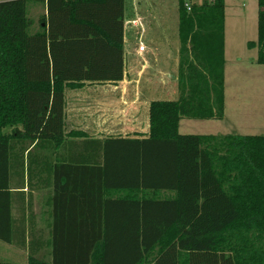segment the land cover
Returning <instances> with one entry per match:
<instances>
[{"label":"trees","instance_id":"16d2710c","mask_svg":"<svg viewBox=\"0 0 264 264\" xmlns=\"http://www.w3.org/2000/svg\"><path fill=\"white\" fill-rule=\"evenodd\" d=\"M193 1L188 12L179 0V98L151 102L149 136L99 141L67 131L65 92L124 79L126 0H0V239L27 245L29 264H264V135L179 130L183 118L225 117L226 0ZM29 3L44 10L37 23ZM258 6L249 46L264 65ZM99 146L101 160L84 152ZM27 150L42 195L56 165L50 239L12 217V169ZM99 162L103 185H68Z\"/></svg>","mask_w":264,"mask_h":264},{"label":"rangeland","instance_id":"374dc122","mask_svg":"<svg viewBox=\"0 0 264 264\" xmlns=\"http://www.w3.org/2000/svg\"><path fill=\"white\" fill-rule=\"evenodd\" d=\"M153 1L163 2L126 0L125 33L130 36L126 53L132 57L127 60L126 70H144L148 64L141 77L147 84L145 96L152 100H175L179 97L174 78L181 46L179 4L177 0H165L167 5L155 7ZM29 4L30 16L37 23L44 10ZM225 12V117L221 120L185 118L180 128L182 134L264 135V65L257 63L258 48L249 46L250 41L258 39V0H226ZM147 15L151 17L144 19ZM129 19H136L137 25L130 26ZM140 41L148 47L144 57L137 53Z\"/></svg>","mask_w":264,"mask_h":264},{"label":"crops","instance_id":"0c3cea01","mask_svg":"<svg viewBox=\"0 0 264 264\" xmlns=\"http://www.w3.org/2000/svg\"><path fill=\"white\" fill-rule=\"evenodd\" d=\"M164 1L165 0L160 3L153 2L155 7H157L156 4H158V7H160L161 5H167V3ZM168 1L170 2V0ZM172 1L174 0H171V2ZM177 3L179 4V0H177ZM169 8L172 9L171 6H169ZM145 17L150 18L151 16H143L144 19H146ZM125 36V41L127 43L130 36L128 37L126 33ZM154 42L155 41H152V43ZM140 43L146 44L143 41H140ZM180 49L178 54L179 61ZM147 51L148 47L146 45V49L144 51H140L138 49L137 53L139 56L144 57ZM226 54L227 39L225 28V57ZM128 58L132 57L126 53V66ZM147 67L148 64L144 67V70ZM144 70H136L135 68L133 70H125V77L119 82L86 81L78 88L66 89L67 131L70 132L72 130H78L80 132H84L85 134L80 138L99 141L114 137L142 138L149 136L151 129L150 106L151 102L154 100L145 96L144 87L147 84L143 82L144 80L141 81ZM174 78L176 80L177 89L180 95L178 72ZM184 119L185 118L181 119L180 121V128ZM100 146L99 149H84V152L94 156V159L101 160L103 159V148ZM16 155L17 161L13 165L12 177L10 179V191L12 193V217L16 220V225H18V223H22V225L25 226L27 232L26 235L32 231L34 219L36 227L45 229L46 237L47 239H50L49 236L52 232V225L54 221L52 216V201L55 195L54 185L56 165L52 164L51 166L44 167L47 171V189L42 195L44 190H39L36 188L39 179V164H29V171L27 162L28 150L24 153V165L20 161L19 155H21V152H17ZM102 164L103 163L99 162L88 164L85 167H79L78 170H76L78 173L72 174L71 183L68 182V185H75L79 186L80 188H97L99 185H103L101 180ZM22 168H24L25 171L24 177L21 176ZM29 176L31 180L28 179ZM108 192L110 196L111 192L114 195V191ZM92 193L97 194L96 191ZM81 197L82 193H79V196H74V199L79 201ZM0 203L4 204V200H0ZM45 203L46 214L43 215L45 211L43 206ZM44 216H46L45 221L43 220ZM51 251L52 247H49L47 249L48 258H52ZM8 252H13L14 254L11 255ZM29 262L30 253L27 245L26 247H23L14 243H7L0 239V264H29ZM142 264H148V262H144Z\"/></svg>","mask_w":264,"mask_h":264},{"label":"built area","instance_id":"2783aa9c","mask_svg":"<svg viewBox=\"0 0 264 264\" xmlns=\"http://www.w3.org/2000/svg\"><path fill=\"white\" fill-rule=\"evenodd\" d=\"M183 4L186 7L188 12L192 11L193 4H194L193 0H183ZM129 20L130 21L128 23H131L130 26H132V24L135 25V26L137 25V20L136 19H134V20L129 19ZM145 49H146V45L145 44H143V43L139 44V50L140 51H144Z\"/></svg>","mask_w":264,"mask_h":264}]
</instances>
